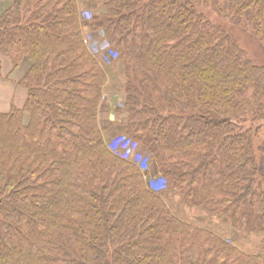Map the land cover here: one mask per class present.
I'll list each match as a JSON object with an SVG mask.
<instances>
[{"label": "trees", "instance_id": "1", "mask_svg": "<svg viewBox=\"0 0 264 264\" xmlns=\"http://www.w3.org/2000/svg\"><path fill=\"white\" fill-rule=\"evenodd\" d=\"M85 3L0 0V77L24 67L27 90L0 111V264H264V248L245 252L164 196L264 235V63L205 11L264 51V0ZM87 26L108 31L118 58L92 54ZM111 64L124 75L121 131L148 148L163 191L111 147Z\"/></svg>", "mask_w": 264, "mask_h": 264}, {"label": "rangeland", "instance_id": "2", "mask_svg": "<svg viewBox=\"0 0 264 264\" xmlns=\"http://www.w3.org/2000/svg\"><path fill=\"white\" fill-rule=\"evenodd\" d=\"M81 2V5L87 10L86 6V0H79ZM83 9V8H82ZM98 11L97 9H93V12ZM207 14L210 16V18L213 21H216L218 23H225L227 26L232 30L235 39L239 42V44L248 52L249 56L257 61L258 63H264V51L261 46V43L259 42L256 37L252 35V32L249 30H244L240 27H234L228 23V21L220 19L216 14L212 13L209 9L205 10ZM85 38L91 39L90 42H94L95 40H98V45L101 46L103 50H100L98 53H93L90 49V47L87 45L88 49L92 52V54H96L98 58L101 60V62H105L107 64H110L106 62L108 56L114 57V60L118 58V52L115 49V45L113 41L110 39V36L108 35V31L102 27H95L91 28L87 26L85 30ZM3 60V74L5 76L9 75L12 65L11 62L8 60V58L2 57ZM18 70V71H17ZM14 71V73H11L9 75V79L7 78H1L0 77V111H9L12 107L11 104H14L16 106L21 105V97L23 101L26 100L27 97V90L26 88L19 86L17 81L22 77V75L25 72V68L22 67L20 69H17ZM109 82L106 85V88H104V93L106 96L103 98L102 107L100 110V113L103 114L105 111L104 108V102L107 105L106 111L109 109L113 112L119 113L117 116L120 120V123H117L114 126H110V128L113 131V134L117 137L125 136L127 137V134L121 131V125L123 126V122L125 121V118L127 116V113L123 111V105L121 104V96L118 94H122V88H123V82H124V75L121 72V67H115L112 64L109 66ZM107 100V101H106ZM107 113V112H105ZM106 115H102V117L105 118ZM112 134V135H113ZM262 133L259 135V141L262 138ZM116 138V137H115ZM115 139L112 140V142ZM133 140V139H132ZM136 141V140H134ZM137 142V141H136ZM139 145V151L142 153V156L144 158L145 156L149 155V150L146 148L142 143L137 142ZM135 156L139 155V151L135 150ZM155 159H152L150 156L149 159V165L146 169H144V172L146 174L148 181L152 178H161L160 169L157 174H152L151 167L153 163H155ZM157 162V161H156ZM158 164V163H157ZM159 166V165H158ZM155 183V179L152 180ZM166 189V188H165ZM165 189H160L161 191ZM164 196L167 201H169L173 211L177 215H179L181 218L195 222L197 224H201L203 226L209 227L215 231H218L220 234L225 235L236 242L238 247H240L242 250L248 253H254V252H260L261 249L264 248V235L261 236H252L249 235V233L245 234L241 232L239 229L233 228L231 223H227L226 221L216 222L215 220H211V218L208 216L210 213L208 209H205L201 206H194L191 204L186 203L182 200L181 196L179 194L170 193L169 191H166L164 193ZM172 196V197H171ZM211 216V215H210Z\"/></svg>", "mask_w": 264, "mask_h": 264}, {"label": "built area", "instance_id": "3", "mask_svg": "<svg viewBox=\"0 0 264 264\" xmlns=\"http://www.w3.org/2000/svg\"><path fill=\"white\" fill-rule=\"evenodd\" d=\"M91 39H86L87 45L90 47L93 53H98L100 50H103L101 46L98 45V40L94 42H90ZM106 62H109L111 59H114L113 55L106 57ZM113 151L115 153L127 160L132 161L137 166L141 168L142 171L146 169L149 165L150 156H142V153L139 151V145L136 141L130 139L129 137L121 136L114 140L113 144L111 145ZM139 151V155L135 156L136 151ZM155 179V183L152 181ZM149 186L155 191H161L160 189H165L167 186L166 180L161 178H152L148 181Z\"/></svg>", "mask_w": 264, "mask_h": 264}, {"label": "crops", "instance_id": "4", "mask_svg": "<svg viewBox=\"0 0 264 264\" xmlns=\"http://www.w3.org/2000/svg\"><path fill=\"white\" fill-rule=\"evenodd\" d=\"M20 69V68H19ZM18 71V70H17ZM1 102V101H0ZM23 99H22V97H21V105L23 104ZM12 105V104H11ZM21 105H19V106H21ZM105 112H107V113H105ZM101 115H106L105 116V119L107 120V121H111V122H113L114 124L115 123H120V120H119V118L117 117L118 115H119V113H117V112H113V111H111L110 109L108 110V111H104L103 112V114H101ZM151 171H152V174H157L158 172H159V166H158V164H157V162L155 161V163H153V165H152V167H151Z\"/></svg>", "mask_w": 264, "mask_h": 264}]
</instances>
